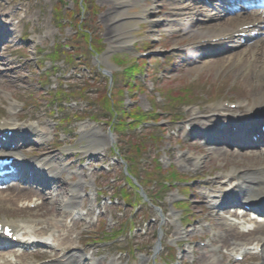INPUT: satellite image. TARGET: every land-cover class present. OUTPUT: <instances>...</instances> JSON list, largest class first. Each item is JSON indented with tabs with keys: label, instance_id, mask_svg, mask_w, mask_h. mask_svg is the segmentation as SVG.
<instances>
[{
	"label": "rangeland",
	"instance_id": "374dc122",
	"mask_svg": "<svg viewBox=\"0 0 264 264\" xmlns=\"http://www.w3.org/2000/svg\"><path fill=\"white\" fill-rule=\"evenodd\" d=\"M132 1L0 0V24L5 29L0 55L9 64L1 72L6 80L0 83V119L33 124L42 132L45 145L30 158L48 154L63 158L60 179L67 185L58 198L68 196L69 188L81 192L75 201L84 212V224L74 226L78 216L60 218L55 213V218L59 217V225L67 223L73 229L72 247L67 252H83L85 264H259V251L250 250L243 261L236 262L234 256L240 250L227 256L231 247L221 249L218 242L223 230L212 199L224 195L230 185L218 191L206 183L222 176L223 170L231 171L235 163L264 161V154L210 152L194 137L197 129L208 125L201 116L213 115L221 124L239 113L228 110L224 101L242 105L249 99L259 84L256 69L236 70L231 62L211 63L199 50L193 53V47L206 36L191 39L188 33H173L182 27L173 22L176 13L182 12L180 0ZM190 2H185L190 4L188 11L196 7L195 0L194 5ZM145 7L156 8L157 13L135 18ZM122 12L130 14V43L111 45V19ZM153 18L161 20V26L153 27ZM141 52L149 55L140 56ZM116 54L120 56L114 57ZM185 57L190 60L183 66ZM128 64H134L132 79L123 74ZM44 69H49V75L43 74ZM105 69L112 75L122 70L121 76L112 79ZM60 88L65 93L55 98L50 91ZM111 93L115 106H108ZM188 104L190 109L182 115ZM135 107L153 114L152 123L134 121L122 133L111 127L113 109H125L122 115L129 122ZM221 113L228 118L220 117ZM188 124L195 127L191 134ZM92 128L100 134L98 142L92 140ZM91 148L97 150L90 153ZM119 153L132 160L127 163ZM190 153L201 159L198 166L190 164ZM127 167L138 169L145 182L139 185L136 178L133 183ZM175 174L179 179H170L167 187L153 183L158 176L163 183ZM120 184L126 185V200L114 192ZM143 191L147 199L141 197ZM181 201L186 205L179 207ZM45 202L24 212L25 216L32 215L42 225L53 222V215L46 211L55 212L58 202ZM17 213L16 205L0 206L2 217L18 218ZM211 240L214 245L210 247ZM199 241L206 242L205 246L198 245ZM61 253L22 258L50 261Z\"/></svg>",
	"mask_w": 264,
	"mask_h": 264
},
{
	"label": "bare ground",
	"instance_id": "6f19581e",
	"mask_svg": "<svg viewBox=\"0 0 264 264\" xmlns=\"http://www.w3.org/2000/svg\"><path fill=\"white\" fill-rule=\"evenodd\" d=\"M187 1V0H185ZM132 2H137L138 4L140 2H142V0H133ZM183 9H190L189 4L187 5L186 3H183L182 5V10ZM193 11H183L182 13H177L176 15V20H178V24L182 25L183 28L180 29L179 32H182V36L184 35V33H190L191 39H195V37L197 36H202L203 34H205V36L211 35L213 33H217L219 32V34L217 35H212V36H223L222 37V43H227V41L224 39L225 36L231 35L232 32H228L226 30V28L229 26H233L235 28H237V31L239 33V31L242 30V26L244 24L249 23V21L252 22L253 21H257L256 25L253 26H249L245 29H243V32H250L253 30H260V28H262V21L264 20V16L263 15H255L254 17H247V15L251 14V12L249 14L247 13H240L236 16H233L231 18H227L224 19L223 17H220V9H216V11L211 13V18L214 22H212V24H210V28H207V26L205 27L202 22L200 23L201 25L195 27V29H192L191 25L195 24V21H201L203 19H199L201 16H203L205 18V16H208L206 13L203 12V10L199 9V8H194ZM193 12V13H192ZM156 8L154 7H145L143 8L142 11H140V13H137L136 15H134L135 18L141 16L142 18L146 17V16H151L152 14H156ZM117 14V13H116ZM129 13L126 12H122L121 14L116 15L115 17H113L111 20L113 21L112 24H114L113 29H112V38H113V44L111 45H125L130 43V39L127 36L128 33V29L130 24H128V20H129ZM191 15V16H190ZM195 16V17H194ZM204 21V20H203ZM196 22V23H197ZM205 22V21H204ZM151 23L153 25V27H159L161 26V20L157 19V18H153L151 20ZM254 23V22H253ZM1 25V24H0ZM1 27H0V33H2ZM226 32V33H225ZM228 32V33H227ZM264 39V36L262 37ZM249 55H252L253 58H255L254 62L256 64H258L259 69H260V75L261 77L258 78L259 79V84L256 85L255 87V91L252 93L254 94L253 96V102H251L252 104H250V102H248V104L246 106H248L247 108L243 109L242 107L239 108V112L241 115H243V117H239V116H232L231 124L236 126L237 130L233 131L232 133L235 134H230L229 136H227V131L225 129H227V127H223V128H217L214 132L215 137L217 138H221L222 136L226 135L228 137V139L231 141L232 139H237L238 142L240 144H255L254 140L252 141V139H249L246 135V132H239L236 133L237 131L241 130L243 127L246 128H254V126L257 124V122L255 120L252 119V116L250 117L248 114V112H255V115L258 117H261V119H264V44L261 48L256 47L255 45L253 46V48L251 49V52H249ZM259 107H261V110H259ZM245 118H251L249 124H245L244 120H246ZM213 118H209L207 117L206 120L207 121H212ZM253 120V121H251ZM260 123L264 122L259 120ZM9 126L14 127L16 124H7ZM264 125V123L262 124ZM20 130H22V128H19ZM231 129V128H230ZM229 129V130H230ZM245 129V128H244ZM228 130V131H229ZM91 136L93 137L92 140L95 142H98L99 138H100V134L98 131H95V128L91 129ZM207 132V131H206ZM208 134L210 132H207ZM258 134V132H255ZM39 138V137H38ZM259 139H264V132L260 133L258 136ZM92 148L94 146H91ZM92 148L90 149L89 152H91ZM97 150V149H95ZM217 151V150H216ZM227 153V151H226ZM188 159L192 158V162H190V164L192 163V166H198V164L201 163V159L198 157H194V155L188 154ZM60 158H57L56 155L54 154H49L48 156H45L44 158H42V169L46 172L51 173L49 176L51 177L53 174L58 175V173L60 172V170L63 168V162L59 160ZM222 181L223 184L224 183H232L233 185V189H231L232 191L237 190V192L233 193V192H229L230 196L232 198H236L237 197V201L239 203H245V204H253V205H258V204H262L261 201L264 199V161H256L255 163L251 162L249 164H245V166H240L239 164L235 163L234 167L232 168L231 171H228L226 174H224V176L222 177ZM220 184L221 181L217 180L214 181L213 185L215 188L218 189V185ZM221 184V185H223ZM9 193L11 194V196L7 195L6 197L0 196V205H3V203L5 202L6 204L9 205H17V207H19V202H26L28 201L29 203L34 202L33 199L36 198V201L39 200L40 198H44L43 194L40 193H35L32 192L31 190H21L18 188H12L9 189ZM77 195L76 191L72 192V195L70 196L69 199H65L62 198L58 199V205H59V209L55 212L50 211L49 209L46 211L51 215H53L50 220L55 221L56 220V216L57 214L62 216L63 213L65 211H68L70 214L72 212H74V207H75V201H72V198H75ZM226 198V197H225ZM224 198V199H225ZM227 200V199H226ZM222 201H224L222 199ZM30 205V204H29ZM45 204L43 203L41 206H44ZM52 207V206H51ZM20 209V208H19ZM60 211V212H59ZM24 212H26V210L24 209H20L19 213L20 214H24ZM55 213H57L55 215ZM55 218V219H54ZM223 221H226L225 219L222 218ZM228 222L224 223V231L222 233L221 236V240L218 242L219 244H221V248H228L230 246H232V251H234L237 247L236 242H238V240L242 241V244L240 245L241 247H239L240 249H244L247 246H253L255 247V249L259 250L260 249V254H261V258L262 261L260 262V264H264V225L262 223L256 224L254 221H251L249 219L245 220L242 224L243 228L248 227L249 223L254 222L256 226V228L252 231L249 230L248 232H244L243 229L240 230L239 226H234L231 222H229V220H227ZM6 222L10 224V226L13 227L15 234L16 235H20L22 236L20 239V242L23 245L26 246H30L33 244H37V243H41L44 244L45 246H50L49 242L44 240V241H37L39 238L37 237V235H33V233H38L41 235H45L47 234L46 232L51 230V226L55 225V228L59 230H63V225L60 226L58 224H55L53 222L51 223H46L48 224L47 226H41L40 228H38L37 224L33 225L32 224V217L27 219L26 221L23 220H13L11 222H8L6 219ZM33 227V228H30ZM24 228H28V232L26 233H22V230H24ZM30 229V230H29ZM34 229V230H33ZM54 234V233H53ZM64 235V234H63ZM37 240H36V239ZM65 240L59 244V246L63 249V247H70L71 245H69L71 243V234L69 233V231L66 232L65 235ZM52 247V246H50ZM238 248V249H239ZM240 254V253H238ZM16 260H13L12 256L11 258H1L2 260H0V264H37L36 261H26L24 262L23 260L19 261V258H17V256H15ZM83 259V255L80 254H76L74 253L73 255L70 254H66L63 253L62 258H60L57 262H53L52 264H79V261ZM221 263V262H220ZM219 263V264H220ZM42 264H50V263H42ZM111 264H118V262H112Z\"/></svg>",
	"mask_w": 264,
	"mask_h": 264
},
{
	"label": "trees",
	"instance_id": "16d2710c",
	"mask_svg": "<svg viewBox=\"0 0 264 264\" xmlns=\"http://www.w3.org/2000/svg\"><path fill=\"white\" fill-rule=\"evenodd\" d=\"M82 34H84V36L86 35L84 32H83ZM85 37H86V36H85ZM108 103H109L108 106H111V105H112V104H111V101H109ZM140 117H141V116H140Z\"/></svg>",
	"mask_w": 264,
	"mask_h": 264
}]
</instances>
